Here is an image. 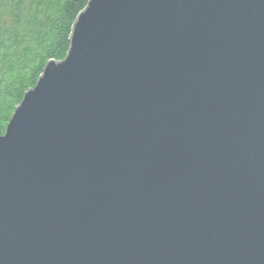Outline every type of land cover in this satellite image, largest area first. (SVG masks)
<instances>
[{
    "label": "water",
    "instance_id": "obj_1",
    "mask_svg": "<svg viewBox=\"0 0 264 264\" xmlns=\"http://www.w3.org/2000/svg\"><path fill=\"white\" fill-rule=\"evenodd\" d=\"M0 264H264V0H89L0 136Z\"/></svg>",
    "mask_w": 264,
    "mask_h": 264
},
{
    "label": "trees",
    "instance_id": "obj_2",
    "mask_svg": "<svg viewBox=\"0 0 264 264\" xmlns=\"http://www.w3.org/2000/svg\"><path fill=\"white\" fill-rule=\"evenodd\" d=\"M89 0H0V136L47 62L62 61Z\"/></svg>",
    "mask_w": 264,
    "mask_h": 264
}]
</instances>
